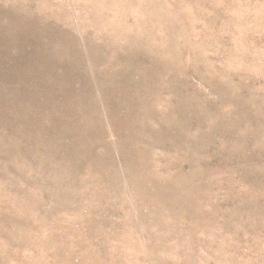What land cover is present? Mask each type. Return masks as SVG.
I'll return each mask as SVG.
<instances>
[{
	"label": "rangeland",
	"instance_id": "obj_1",
	"mask_svg": "<svg viewBox=\"0 0 264 264\" xmlns=\"http://www.w3.org/2000/svg\"><path fill=\"white\" fill-rule=\"evenodd\" d=\"M0 183V264H264V0H0Z\"/></svg>",
	"mask_w": 264,
	"mask_h": 264
},
{
	"label": "bare ground",
	"instance_id": "obj_2",
	"mask_svg": "<svg viewBox=\"0 0 264 264\" xmlns=\"http://www.w3.org/2000/svg\"><path fill=\"white\" fill-rule=\"evenodd\" d=\"M3 118V117H2ZM1 184V183H0ZM7 196V195H6ZM4 199V198H3ZM5 200V199H4ZM1 203V202H0ZM3 203H4V201H3ZM5 208V207H4ZM5 215V214H4ZM1 247V246H0ZM3 248V247H2ZM1 249V248H0ZM2 253V252H1ZM3 254V253H2ZM4 259H6L5 257H4ZM2 262V261H1ZM7 262V261H6Z\"/></svg>",
	"mask_w": 264,
	"mask_h": 264
}]
</instances>
